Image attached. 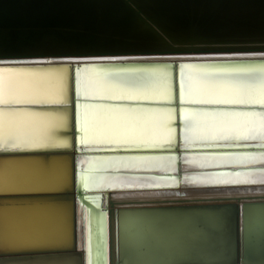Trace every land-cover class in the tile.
<instances>
[{"label":"water","instance_id":"water-1","mask_svg":"<svg viewBox=\"0 0 264 264\" xmlns=\"http://www.w3.org/2000/svg\"><path fill=\"white\" fill-rule=\"evenodd\" d=\"M183 65L205 71L264 69V0H0V68L35 72L65 70L68 94L67 100L0 102V107L65 111L66 122L53 126L51 132L54 139L68 141L63 146H0V159L34 162L35 170L29 172L28 179L39 185L0 191V206L6 210V230L11 236L0 246V264H106L104 208L106 191L112 188H86L83 174L90 171L79 166V156L174 155V170L102 168L91 171L175 178L173 186H182L155 189L166 195L147 204L178 206L182 202L215 201L229 206L238 198L243 203L264 202V181L240 185L181 182L185 173L264 169V163L183 167V155L187 154L222 156L264 152V139L190 143L182 140L183 106L264 110V103L257 102L181 101L179 69ZM82 67L100 72L162 73L172 85V100L83 96L78 92L77 82ZM103 101L170 106L175 111L169 121L170 127L175 128V140L153 146L130 142L113 146L83 143L80 105ZM163 186L168 184L131 188ZM143 190L147 189L137 191ZM112 214L111 211L108 225L110 250H114L112 230L115 227L117 259L122 260L120 239L117 247L116 217ZM79 222L83 230L80 246ZM236 236L239 245L235 263L264 264V255L255 251L248 226L236 230ZM127 264L141 263L128 261ZM144 264L208 263L176 260Z\"/></svg>","mask_w":264,"mask_h":264},{"label":"bare ground","instance_id":"bare-ground-1","mask_svg":"<svg viewBox=\"0 0 264 264\" xmlns=\"http://www.w3.org/2000/svg\"><path fill=\"white\" fill-rule=\"evenodd\" d=\"M180 100L190 102L264 103V69L205 71L191 65L180 66ZM78 92L83 96L106 99L172 100V85L167 76L156 72H100L82 67L78 73ZM67 100L65 70L27 71L0 68V102ZM83 143L110 146L130 142L153 146L171 143L175 128L170 106L145 104L83 102L80 105ZM181 137L185 142L213 139H264V110L183 106ZM66 122V112L36 108L0 107V146L32 148L46 145L63 146L67 140L54 139L51 128ZM183 167L221 164L264 163V152L226 155H183ZM34 163V162H33ZM31 160L0 159V191L38 188L29 182L35 170ZM86 188H105L104 208L107 225L106 264L186 262L236 264L238 249L236 230L247 225L255 242L256 252L264 255V202L243 203L238 198L229 206L224 203L182 202L178 206H159L148 201L162 198L158 188H175V178L142 175L95 174L102 168L174 170L175 156H79ZM264 181V169L236 172L185 173L183 184H244ZM139 188L132 186L161 185ZM250 184V183H246ZM252 184V183H251ZM198 186V185H196ZM122 187V188H120ZM115 188V189H114ZM138 189H147L137 191ZM151 189V190H149ZM131 190V191H129ZM168 193V191H167ZM127 204H136L129 206ZM116 217L117 247L124 258L117 259L115 227L114 250H110L109 213ZM6 210L0 206V246L11 239L6 230ZM113 220V219H112ZM114 225H115V221ZM78 245L83 230L78 228ZM14 239V238H13ZM241 246V243H240ZM247 262V260H245ZM240 264V263H237Z\"/></svg>","mask_w":264,"mask_h":264}]
</instances>
